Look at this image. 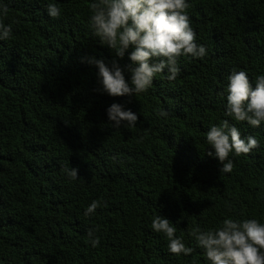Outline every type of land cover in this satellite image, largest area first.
<instances>
[{
	"label": "trees",
	"instance_id": "trees-1",
	"mask_svg": "<svg viewBox=\"0 0 264 264\" xmlns=\"http://www.w3.org/2000/svg\"><path fill=\"white\" fill-rule=\"evenodd\" d=\"M49 2L4 0L12 34L0 41V264H208L197 228L264 222V125L225 115L230 72L246 71L253 85L264 75V0H188L207 57H181L176 80L160 74L136 97L101 94L97 70L82 62L114 58L91 34L93 0H55L58 19ZM113 103L138 115L136 127L112 128ZM223 120L259 142L230 154V173L206 155V132ZM69 166L76 181L64 175ZM92 200L103 206L85 217ZM156 214L191 255L168 252L151 229Z\"/></svg>",
	"mask_w": 264,
	"mask_h": 264
},
{
	"label": "clouds",
	"instance_id": "clouds-1",
	"mask_svg": "<svg viewBox=\"0 0 264 264\" xmlns=\"http://www.w3.org/2000/svg\"><path fill=\"white\" fill-rule=\"evenodd\" d=\"M188 8V0H93L89 16L91 34L101 47L114 54L110 61L94 56L82 59L97 70L98 91L110 97H136L147 93L160 74L169 82L176 80L181 71L178 64L181 57L206 58L208 50L197 42ZM45 10L52 19L61 16L55 0H50ZM7 15L8 7L0 0V41L12 34V24L2 19ZM126 53L129 62L122 65L120 61ZM225 94L226 116L246 122L251 128L264 125V75L258 76L253 85L246 71L233 70L227 77ZM157 115L166 117L167 113L161 110ZM106 116L114 129L134 128L138 123V115L118 103L106 109ZM206 143V155L219 161L223 173L233 169L230 154H248L259 147L254 136L242 138L239 129L228 120L210 126ZM63 172L70 181L79 178L77 168L69 166ZM102 206L100 201L92 200L83 215H95ZM174 225L156 214L151 229L163 234L169 253L177 257L191 255L193 248L175 235ZM192 235L208 264H264V222L257 219L226 218L221 226L197 228ZM88 238L92 247L99 245L94 231L88 232Z\"/></svg>",
	"mask_w": 264,
	"mask_h": 264
}]
</instances>
